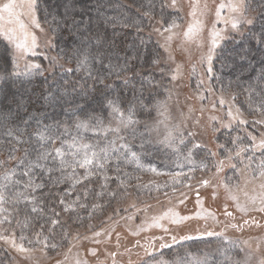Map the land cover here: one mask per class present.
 Returning <instances> with one entry per match:
<instances>
[{
  "label": "trees",
  "instance_id": "obj_1",
  "mask_svg": "<svg viewBox=\"0 0 264 264\" xmlns=\"http://www.w3.org/2000/svg\"><path fill=\"white\" fill-rule=\"evenodd\" d=\"M57 1L53 13L42 15L53 22V58L43 61L42 70L16 74L10 48L0 39V176L15 170L14 179L25 180L19 176L25 149L28 159L34 160L36 149L51 151L73 137L100 147L116 140L117 146L127 144L138 159L121 154L119 160L104 162L102 171L94 168L91 177L75 186L73 177H83L84 168L73 174L48 163L51 174L35 170L36 183L43 187L26 193L30 199H14V193L23 190L20 185L6 189L0 232L19 239L23 236L26 243L29 239L34 242L39 233L41 238L48 237L49 244H56L55 248L65 244L67 231L92 228L103 220L105 212L114 207L110 198L122 183L131 185L133 175L143 172L144 165L174 170L179 166L174 158L182 152L153 145L150 132L149 121L166 103L167 82L160 72L162 50L145 32L143 14L170 18V13L157 8L161 0ZM41 2L52 6L50 0ZM248 3L251 23L222 42L212 62L208 87L232 91L239 107L249 113L264 112V0ZM109 102L123 113L125 127L118 126L120 119ZM129 117L133 123L127 122ZM81 122L88 128H77ZM43 127L57 137L54 143L36 138ZM115 128L119 132L108 131ZM10 153L14 158L10 159ZM51 220L59 223L53 226ZM46 249L53 251V247ZM8 258L0 246V264H9Z\"/></svg>",
  "mask_w": 264,
  "mask_h": 264
},
{
  "label": "rangeland",
  "instance_id": "obj_2",
  "mask_svg": "<svg viewBox=\"0 0 264 264\" xmlns=\"http://www.w3.org/2000/svg\"><path fill=\"white\" fill-rule=\"evenodd\" d=\"M8 2L0 0V7ZM22 2L16 0L18 5ZM57 2L50 0L52 6H45L36 0L35 16L40 28L29 17H20L36 37L35 54L17 56L13 46L0 34V39L10 48L16 74L42 70L43 61L51 62L53 22L45 21L43 16L50 10L53 13ZM229 3L239 4L241 0H176L175 6L172 0H161L157 8L170 13V18L142 13L147 20L145 32L162 50L160 72L167 82L166 103L157 108V116L149 121L151 139L155 146L181 149V155L174 158L179 166L162 170L144 165L143 172L133 175L131 185L122 183L110 198L114 207L105 212L107 216L103 220L92 228L71 234L67 231L65 244L53 251L14 236L18 245L22 243L31 249L21 252L0 240V246L9 255V264L264 262V211L260 210L264 207L260 202L264 197V178L259 177L257 167L264 160V148L259 146L264 140V123H260L264 121V112L249 113L239 107L232 91H213L208 87L213 75L212 62L222 42L250 21L248 0H242L240 12L233 13L225 7L218 20L219 6ZM233 18L240 20L238 29L231 26ZM173 21L177 26L165 31ZM196 22L199 30L187 36L189 26ZM5 26L18 28L6 22ZM214 30L221 37L215 48L212 47ZM124 124L118 121L119 127H125ZM240 148L246 150L239 152ZM220 160H224V165L217 171L216 163ZM205 180L209 181L206 185L202 183ZM237 202L247 210L240 211Z\"/></svg>",
  "mask_w": 264,
  "mask_h": 264
},
{
  "label": "snow or ice",
  "instance_id": "obj_3",
  "mask_svg": "<svg viewBox=\"0 0 264 264\" xmlns=\"http://www.w3.org/2000/svg\"><path fill=\"white\" fill-rule=\"evenodd\" d=\"M176 0H172V5L175 6ZM227 7L230 12H240L241 8L243 7V3L241 0V3H229L227 5L221 4L219 6V9L217 11V18L218 20L221 18L222 10ZM21 9V11H17V9ZM35 8H36V0H23L22 3L19 5L16 3V0H9L8 3L3 4L2 7H0V34L3 35L4 39L7 41L8 44L12 45L15 49V53L17 56L24 55L27 53H34V49L36 48V37L28 31L27 25L23 23L20 19L22 15L27 16L31 19L32 24L36 28H40V23L38 19L35 16ZM6 14V15H5ZM192 15L195 17L196 12L193 10ZM5 22L7 25H18L17 27H6ZM247 23H251V21H247ZM240 25V20L237 18H233L231 21V26L234 29H238ZM175 21H173L167 28H165V31H171L172 28L176 27ZM199 30V22H196L193 25H190L186 35L191 36L194 32ZM212 47L215 48L218 46V39H220V32L219 31H213L212 33ZM261 43H264L262 41ZM209 63L211 61V53L208 57ZM86 62V61H85ZM31 67L38 68L39 65H32ZM209 71H211V68H209ZM175 78V77H173ZM110 106H113L111 102H109ZM114 111L117 113L118 118L120 119L121 123L124 122V115L119 111L118 108H115L113 106ZM128 123H133L131 120V117L128 118ZM241 123H247L246 121H241ZM260 123H264V121H260ZM77 128H84L87 129L88 125L84 122H81L77 124ZM50 129L48 127H43L42 129H39L35 136L36 138L43 142L48 143L49 141L53 142L57 138L56 136L50 135ZM108 131H112L114 133L119 132V128L115 129H108ZM9 135H12L11 130L8 133ZM253 140H255V137H252ZM66 145V149H65ZM259 146L261 148H264V140H261L259 142ZM17 149H13V152ZM246 149L240 148L239 152H243ZM37 155L34 160L28 159V151L25 149V159L24 161H21V164L23 165L22 171L19 173V176L25 177V180L21 179H14V177L17 176V173L15 170H12L10 172H6L2 176H0V213L4 212L5 209L2 207L3 204L8 200V196L6 195V189L11 186L20 185L22 186V191H16L14 193V199H30L29 196L26 195V193L34 192L40 188L43 187L42 183H36L35 180V170L39 169L42 170L45 173L51 174L53 171L52 167H48L47 164L51 163L53 165L58 164L59 167L57 170L59 171H66L71 170L73 174L75 173V170L77 168H84L86 170L85 175L83 177H73L75 184L83 183V180L88 179L94 174L93 169L103 170L104 168V162L116 158L119 160L120 155L123 154L125 158L130 154V156L136 160L138 159L135 152H131V150L128 148L127 144H120L117 146L116 140H111L107 144H105L103 147L92 145V144H85L82 143L78 138L73 137L71 141H61V147L52 149L51 151H41L39 149H36ZM239 152L237 155H239ZM115 154V157L113 156ZM212 155H215L214 153ZM51 157V160L49 158ZM14 158L12 154L10 153V159ZM230 157H226L228 159ZM251 158H249L250 160ZM26 161V163H25ZM224 165V160H220L216 163L217 171L222 170ZM207 167V165H205ZM232 167L235 169L236 165H232ZM259 171L258 175L261 178H264V160L259 162V165L257 166ZM154 170V169H153ZM255 178V175L253 176ZM203 184H208L209 181L205 180L202 182ZM227 187V185H225ZM264 187V185H262ZM247 195V193H245ZM34 199V198H31ZM233 199H236V197H233ZM260 202L262 205H264V197L260 198ZM63 203V201H61ZM252 203H256V199H252ZM84 205H81L83 207ZM71 206H67L65 208V211L69 210ZM237 207L240 209V211H246L247 209L239 204L237 202ZM261 211H264V207H261ZM32 211H37L35 207H33ZM228 215H231V213H227ZM58 216L59 214L56 213ZM180 219H187V217H181ZM178 222V221H177ZM0 223H3L2 220H0ZM57 223H59L58 220H51V224L54 226ZM99 235V233H97ZM21 240H24L25 237L21 236ZM175 239V238H173ZM0 240H4L7 243H10L14 248H18L21 252H29L31 249L25 248L24 245L17 244L16 240L13 235H3L0 234ZM32 241H30L31 243ZM36 244H42L45 247H53L55 248L56 244H49L48 237L41 238L40 234H37L36 240L34 241ZM93 254H95L93 252ZM264 264V262H262Z\"/></svg>",
  "mask_w": 264,
  "mask_h": 264
}]
</instances>
